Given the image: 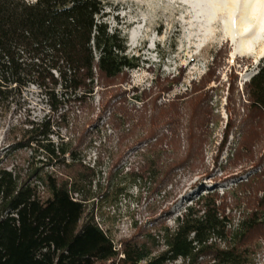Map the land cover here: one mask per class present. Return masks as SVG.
Listing matches in <instances>:
<instances>
[{
	"label": "trees",
	"instance_id": "trees-1",
	"mask_svg": "<svg viewBox=\"0 0 264 264\" xmlns=\"http://www.w3.org/2000/svg\"><path fill=\"white\" fill-rule=\"evenodd\" d=\"M107 6L106 0H0V111L19 105L30 85L41 90L52 110L69 104L92 108L99 92L101 98L126 94L118 89L120 79L139 67L140 59L128 54L123 30L110 28ZM154 93L144 89L129 102L124 96L119 105L109 98L101 112L109 113L106 124H123L127 134L149 140L142 172L130 174L136 182L152 177L154 190L163 191L175 169L199 160L211 136L213 112L204 104L207 91L161 103ZM244 94L247 113L232 160L256 158L257 171L236 184L232 201L217 190L201 193L176 218L175 227L162 226L166 247L160 252L152 233L119 247L89 207L96 195V164L83 162L73 140L56 133L51 118L23 122L11 150L30 151L28 162L9 168L0 158V264H168L179 259L197 264L202 258L207 264H252L255 235L264 237V151L259 148L264 127L255 121L264 116V60L244 84ZM231 123L221 151L235 127ZM161 127L167 133L159 136ZM138 128L141 134L135 133ZM182 132L186 145L180 155ZM235 208L237 221L227 213Z\"/></svg>",
	"mask_w": 264,
	"mask_h": 264
},
{
	"label": "rangeland",
	"instance_id": "rangeland-1",
	"mask_svg": "<svg viewBox=\"0 0 264 264\" xmlns=\"http://www.w3.org/2000/svg\"><path fill=\"white\" fill-rule=\"evenodd\" d=\"M106 2V21L110 28L123 30L128 38V54L140 59V66L127 71L120 79L118 89L126 90V94L101 98L99 92L95 95L92 108H78L69 104L60 110H52L41 90L30 85L19 105H15L9 113L0 111V158L9 168L28 162L30 151L11 150L21 137L23 122L51 118L56 133L66 141L73 140L83 162L90 166L96 164L98 168L93 187L96 195L89 201L90 210H94L97 221L119 247L124 240H142L152 233L156 235V252H160L166 247L160 231L162 226L175 227L176 218L201 193L217 190L221 196L226 195L232 201L236 184L247 180L257 171L254 166L256 158L253 161L248 157L232 158L238 148L240 127L247 113V110L244 111V84L257 72L264 56L256 58L255 53L235 54L240 36L235 41L229 39L224 18H219L217 24L211 23L194 6V0ZM260 45H257V49ZM200 87H204L201 91H207L204 104L213 115L211 136L203 145L199 160L191 165L196 159L192 158L189 166L175 169V176L166 190H154L152 177L136 182L130 171H141L146 160L142 153L150 148V142L127 134L128 126L120 124L114 128L106 124L109 113L101 112L106 102L109 98L118 105L125 98L129 102L130 97L146 89L148 92L154 91L153 95L160 94L161 103L177 95L193 93L196 88L193 94L200 93ZM63 115L66 120L61 117ZM260 120L264 127V116L255 121ZM230 122L235 127L221 151L224 130ZM140 129L135 133L141 134L143 130ZM163 133H167V130L161 127L159 136ZM53 139L58 140L57 135ZM185 145L182 132L180 155L185 154ZM259 148L261 152L264 151V147ZM250 207L255 208L253 204ZM244 208L243 205L240 209ZM229 212L236 221L240 217L238 208L228 209ZM255 237L258 245L252 256V264H264V237H261V232L260 235L256 233ZM207 260L202 258L197 264H207ZM168 264L191 263L179 259Z\"/></svg>",
	"mask_w": 264,
	"mask_h": 264
},
{
	"label": "bare ground",
	"instance_id": "bare-ground-1",
	"mask_svg": "<svg viewBox=\"0 0 264 264\" xmlns=\"http://www.w3.org/2000/svg\"><path fill=\"white\" fill-rule=\"evenodd\" d=\"M194 1V6L204 14L203 16L206 15L211 23L224 18V26L229 39L235 41L236 37L240 36V44L235 54L255 53L256 58L264 56V42L262 41L264 38V0ZM258 44H261L259 49H257Z\"/></svg>",
	"mask_w": 264,
	"mask_h": 264
}]
</instances>
